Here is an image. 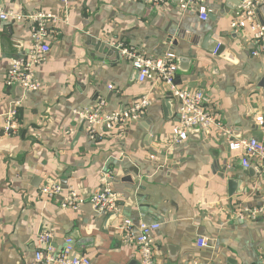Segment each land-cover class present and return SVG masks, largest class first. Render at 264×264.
I'll return each instance as SVG.
<instances>
[{
	"label": "crops",
	"instance_id": "1",
	"mask_svg": "<svg viewBox=\"0 0 264 264\" xmlns=\"http://www.w3.org/2000/svg\"><path fill=\"white\" fill-rule=\"evenodd\" d=\"M228 2L205 0L211 12L200 22L195 12L180 13L173 2L153 7L137 0H69L64 7L60 0H0L3 10L56 18L50 52L35 71L41 88L22 98L5 78L30 52L29 27L0 23V264L32 263L43 229L51 231L55 249L71 238L75 252L96 264L138 262L121 231L124 219L160 224L153 236L156 264H173L168 246L178 249L175 264H264V175L247 177L245 157L228 147L237 140L233 128L242 139L254 138L255 130L264 133L256 121L264 119V59L251 56L257 46L248 29L230 28L235 9L231 2L229 10L222 8ZM208 35L224 47L220 55L203 47ZM90 38L151 58L175 54L177 86L203 93L220 127L170 146L176 102L165 111L161 86L138 83L117 50L118 56L96 52ZM178 58L184 61L179 64ZM145 95L151 99L145 114L119 133L99 129L91 139L72 114L103 102L100 111L108 115ZM14 104L16 130L7 135ZM221 127L231 130V139ZM224 168L232 171L225 174ZM48 182L71 187L85 200L109 185L119 213L108 220L88 203L78 210L61 208L60 198L39 196ZM247 209L258 213L252 217L243 213ZM198 237L209 247L197 248Z\"/></svg>",
	"mask_w": 264,
	"mask_h": 264
},
{
	"label": "built area",
	"instance_id": "2",
	"mask_svg": "<svg viewBox=\"0 0 264 264\" xmlns=\"http://www.w3.org/2000/svg\"><path fill=\"white\" fill-rule=\"evenodd\" d=\"M149 6H160L173 2L180 13L193 11L198 15L200 22L209 19L210 9L205 0H137ZM66 7L69 0H60ZM259 8H264V0H242L235 9V18L230 23V28L234 31H244L248 29L252 35V41L256 44L257 50L251 53L252 57L261 56L264 59V24H261L256 15ZM21 22L29 27L31 35L30 52L22 59L16 61L6 72L5 85L9 88L21 86L25 93L37 92L41 88L40 82L35 76L36 67L44 62L50 52L48 43L51 24L56 18L51 14L38 13L33 16H25L10 10L0 8V23ZM119 55L127 61L137 73V82L143 84L149 82L153 87L161 86L166 95L172 97L177 104V114L179 119L171 130L170 146H177L185 143L189 135L194 130L206 132L211 127H220L215 117L204 105V95L201 92H191L177 86V63L176 56L171 52H166L161 57L151 58L142 54L138 49L121 45L113 46ZM111 90L112 86H108ZM24 93V94H25ZM151 105L150 95H145L138 102L126 109H121L108 115H103L100 108L103 102H98L96 107H83L72 111L84 126V129L91 139L97 135V130L106 132H122V129L129 122L139 121ZM17 110L16 104L8 113L4 132L9 135L16 130ZM260 125H264L262 117L256 120ZM222 128V127H221ZM223 129V128H222ZM227 138L232 137L231 130L223 129ZM231 139V138H230ZM231 152L240 151L245 157L242 166L248 169L252 161L264 175V145L256 138L232 140L228 142ZM40 197L54 200L60 198L61 208L78 210L82 205L88 203L96 214L117 215L119 213L117 196L112 192L109 185L93 192L86 200L83 199L75 189L63 187L60 183L48 182L38 189ZM254 217L258 212L244 210ZM240 213L239 216H243ZM160 229L157 222L145 223L138 221L133 223L129 219L122 222L121 231L125 241L133 246L138 254L139 264H156L154 259L153 236ZM52 233L43 229L36 236L33 262L30 264H96L84 255L75 252L74 241L71 238L65 239L62 248L53 247ZM197 248H208L207 239L198 237ZM191 264H204L193 260Z\"/></svg>",
	"mask_w": 264,
	"mask_h": 264
},
{
	"label": "water",
	"instance_id": "3",
	"mask_svg": "<svg viewBox=\"0 0 264 264\" xmlns=\"http://www.w3.org/2000/svg\"><path fill=\"white\" fill-rule=\"evenodd\" d=\"M241 1L242 0H229V2L234 4L233 9H236L239 6ZM229 2L227 3V5L223 4L224 6H222V8H224L225 10L226 9L229 10V5H228ZM256 15H257L258 21L261 24H264V8H259L256 11ZM211 17H213V16H211ZM89 40H90L89 43H91L93 45L96 52H99V53L104 54L106 56H113V55L118 56L116 50H114L112 48H108L109 46H107L106 43L98 41L94 38H90ZM203 47L206 50L210 51L211 53L214 52L216 55H220L224 50V47L222 45H220L218 42H215L214 40H211V35H208L205 37V39L203 41ZM177 61L180 64L184 60H183V58H178ZM136 78H137V73H136ZM15 88H16L17 96L19 98H22L24 93H25L24 88H22L21 86H17ZM172 103L173 104L175 103L174 99H172V97L167 95L166 98L162 101V105H163L165 111L167 110V108H170L171 106H173ZM178 119H179V116H178V114H176V120L178 121ZM239 132H240L239 128H233V130H232L233 137H235L237 140L242 139L238 135ZM191 136H197V138L200 139L201 138L200 131L194 130L193 132L190 133L189 138H191ZM253 136H254V138H256L258 140L259 143H262L264 145V133L263 132H261L259 130H255L253 133ZM223 171L225 174H228L232 170H227L226 168H224ZM129 172H134V175H136L138 173V170H137V168H131ZM243 172L247 177L252 178V179L259 178V176L261 174V170L256 165L250 166L248 169H245ZM126 182H132V180L130 178H126ZM233 184H234L233 181L228 182L229 187H232ZM112 217H115V215L109 214L107 216V219L109 220ZM167 248H168V252H169V255H168L169 261L172 262L173 264L177 263L178 249L175 248L174 246H168ZM129 264H139V263L136 261H132Z\"/></svg>",
	"mask_w": 264,
	"mask_h": 264
},
{
	"label": "rangeland",
	"instance_id": "4",
	"mask_svg": "<svg viewBox=\"0 0 264 264\" xmlns=\"http://www.w3.org/2000/svg\"><path fill=\"white\" fill-rule=\"evenodd\" d=\"M13 88H15V87H13Z\"/></svg>",
	"mask_w": 264,
	"mask_h": 264
}]
</instances>
